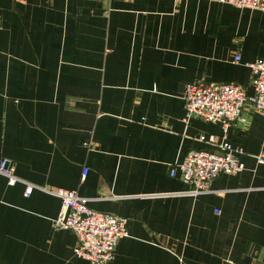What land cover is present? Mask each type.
<instances>
[{"label":"crops","instance_id":"0c3cea01","mask_svg":"<svg viewBox=\"0 0 264 264\" xmlns=\"http://www.w3.org/2000/svg\"><path fill=\"white\" fill-rule=\"evenodd\" d=\"M258 59L260 11L206 0H0V160L17 179L9 187L0 175V264H89L73 254L75 235L53 226L57 189L127 219L106 264H264L261 114L246 104L227 132L241 172L197 196L169 175L223 136L218 124L184 120L185 86L232 84L250 96L246 65Z\"/></svg>","mask_w":264,"mask_h":264},{"label":"built area","instance_id":"2783aa9c","mask_svg":"<svg viewBox=\"0 0 264 264\" xmlns=\"http://www.w3.org/2000/svg\"><path fill=\"white\" fill-rule=\"evenodd\" d=\"M227 4L238 9L264 12V0H206ZM234 62L239 63L236 55ZM252 77L253 94L246 96L241 87L232 84L217 85L203 82L187 84L183 90L182 101L185 121L199 119L218 124L223 132L217 143L214 139L206 141L215 151H189L183 160L174 164L170 177L177 173L185 187L183 194L197 196L209 190L210 183L219 175H233L242 171L239 162L241 149L227 141V132L238 120L246 104L264 117V59L246 65ZM204 141V139H201ZM264 164V157H257ZM87 174L82 172L81 179ZM0 175L12 187L17 182L14 169L7 159L0 160ZM27 187L25 195H30ZM61 202L60 212L53 219L57 230L72 232L77 243L73 250L75 257L89 264H106L113 259L119 240L127 237V219L94 212L88 207V200L79 197L75 191L57 189L50 192Z\"/></svg>","mask_w":264,"mask_h":264}]
</instances>
